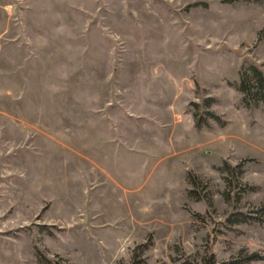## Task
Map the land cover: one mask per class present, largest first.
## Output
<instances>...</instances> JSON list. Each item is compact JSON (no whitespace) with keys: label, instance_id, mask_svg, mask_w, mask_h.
<instances>
[{"label":"rangeland","instance_id":"rangeland-1","mask_svg":"<svg viewBox=\"0 0 264 264\" xmlns=\"http://www.w3.org/2000/svg\"><path fill=\"white\" fill-rule=\"evenodd\" d=\"M255 67L264 0H0V264H264Z\"/></svg>","mask_w":264,"mask_h":264},{"label":"trees","instance_id":"trees-1","mask_svg":"<svg viewBox=\"0 0 264 264\" xmlns=\"http://www.w3.org/2000/svg\"><path fill=\"white\" fill-rule=\"evenodd\" d=\"M252 73L253 77H248V75L242 76L240 89L248 104L252 102L264 103V72L255 67L252 68Z\"/></svg>","mask_w":264,"mask_h":264}]
</instances>
